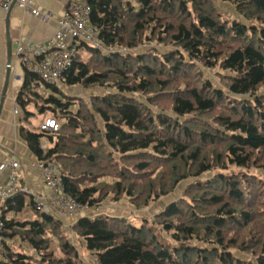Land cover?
Here are the masks:
<instances>
[{
  "label": "trees",
  "instance_id": "obj_1",
  "mask_svg": "<svg viewBox=\"0 0 264 264\" xmlns=\"http://www.w3.org/2000/svg\"><path fill=\"white\" fill-rule=\"evenodd\" d=\"M88 1L109 51L83 43L65 86L116 92L85 99L45 84L54 94L44 97L25 69L22 136L93 209L123 198L147 209L196 181L153 220L81 218L71 231L94 264H264V0H222L244 21L214 0ZM203 69L219 70L223 88ZM48 119L57 131L41 129ZM26 208L35 217L17 218ZM4 214L7 235L35 253L15 250L9 264H82L63 223L36 211L31 196L16 195ZM53 235L65 258L50 250Z\"/></svg>",
  "mask_w": 264,
  "mask_h": 264
},
{
  "label": "built area",
  "instance_id": "obj_2",
  "mask_svg": "<svg viewBox=\"0 0 264 264\" xmlns=\"http://www.w3.org/2000/svg\"><path fill=\"white\" fill-rule=\"evenodd\" d=\"M16 7L29 11L43 22L57 20L58 29L53 37L44 43L19 42L16 53L25 69L37 75L45 85L56 87L66 85V74L73 65L79 47L89 44L99 50L109 51L100 39L99 31L91 24L92 8L88 0H68L64 13L57 17L50 11H42L33 6V0H0V9L10 11ZM19 113L18 110L15 111ZM42 130L57 131L59 124L48 119ZM44 140V139H43ZM42 140V145L45 148ZM48 194H36L23 186L24 174L20 161L9 157L0 161V177L5 171L10 173L8 184L0 185V264H8L11 252L22 249L19 241L7 235L4 206L20 193L32 197L34 209L57 218H68L83 214L93 208L79 203L64 188L61 171L53 162H38Z\"/></svg>",
  "mask_w": 264,
  "mask_h": 264
},
{
  "label": "crops",
  "instance_id": "obj_3",
  "mask_svg": "<svg viewBox=\"0 0 264 264\" xmlns=\"http://www.w3.org/2000/svg\"><path fill=\"white\" fill-rule=\"evenodd\" d=\"M67 3L68 0H33V6L35 8L42 11H50L57 17V19L64 13ZM8 12L0 9V104L3 91L5 90L8 69L10 68L9 70L11 71V79L7 87V95L3 108L0 106V161L6 162L9 157H16L21 163L24 174L22 185L30 189L33 193L48 194L49 191L45 187L43 175L38 168L39 161L31 150L28 142L21 134V128L23 127V114L20 112V109L16 104V99L18 93L25 86L26 74L25 67L19 61L16 50L19 42L24 43L29 41L34 44L44 43L55 35L58 29V23L57 20L43 22L41 19L33 16L29 11L17 7H15L10 14ZM9 46H11L12 50L10 67L8 59ZM39 85L40 86L35 90L36 93H39L44 97L54 94L53 92H50V89L46 88L44 84L40 83ZM56 87L66 96L83 98L71 93L72 90L79 88L78 86L67 87L59 84ZM103 93L105 92L103 91ZM95 96H103V94L92 95L91 98ZM16 110L19 111L18 114L15 113ZM31 110L37 113L36 108L32 107ZM41 119L42 117L40 120L32 118L31 122L37 126L40 124ZM43 144L45 149L49 148L46 140H43ZM9 176L10 173L5 171L0 177V185H7ZM129 206L132 207L130 204L127 206L120 202L109 201L98 208L73 216L74 218L72 219L71 226L77 223L81 218H94L98 216L125 218L127 215V209H130ZM7 216L13 218L16 214L10 213ZM34 217L35 213L31 208H26L21 214H18L17 218L33 219ZM12 239L19 241L20 246H22L20 252L23 253L27 249H30L28 244L21 243L22 241L20 242L18 238Z\"/></svg>",
  "mask_w": 264,
  "mask_h": 264
},
{
  "label": "rangeland",
  "instance_id": "obj_4",
  "mask_svg": "<svg viewBox=\"0 0 264 264\" xmlns=\"http://www.w3.org/2000/svg\"><path fill=\"white\" fill-rule=\"evenodd\" d=\"M214 2L216 3L218 9L220 11H222L225 15H227L228 17L232 18V19H240L244 21V17H242L241 15H239L235 8L230 5V4H226L223 3L222 0H214ZM148 49V47H143L141 46L138 50H136V52L138 53H144L146 52ZM125 51V50H123ZM87 59V58H85ZM205 76L207 79L211 80L216 87L218 88H223V85L220 81V79L218 78V73L220 72L219 70H209V69H203ZM222 73V72H221ZM79 88H77L76 90H72L71 93L72 94H76L80 97H85L86 99L91 98L92 95H105L107 93H113L116 92V90H114L111 87H100V86H95V87H91V88H85L83 86H78ZM103 91L105 93H103ZM102 93V94H101ZM142 100L146 101V98H143L142 96L138 95ZM157 111V110H156ZM169 114H171V112H169ZM232 171H237V169H235L234 167H231L229 169V172ZM214 174V172L212 173H208L206 175H202L201 177H199L198 179H203L206 180L207 178H210L212 175ZM196 181L195 178H191L188 179L184 182H182L175 190L173 193H171L169 196L164 197L163 199H161L158 202H155L154 204H152L149 208L147 209H142V210H138L135 208L134 205H132L130 203V201L127 198H123L120 203L127 205L130 204L132 207H130V209H127V215H126V219H129L130 221L133 222V224L138 225L140 224L141 220L144 218H148L153 220L154 217L158 214H161L162 212H164L171 204L175 203V202H179L187 187L190 186L191 184H193ZM110 182H112V180H110ZM111 201V199L106 200L103 204L107 203ZM128 203V204H127ZM102 204V205H103ZM133 210V211H132ZM131 211V212H130ZM130 212V213H129ZM71 218V219H70ZM70 218H58L64 225V229L67 231V236H68V240H70V242L76 247V249L78 250L79 253V260L82 264H94L95 263V257L94 254L89 253L86 250V245L84 244L83 241L79 240L75 233L71 231V224H72V219L74 217H70ZM23 219V218H21ZM52 245H51V251H54V253H56L58 258H65L64 254L60 251V241L56 236H52ZM21 242V240H20ZM23 243V242H21ZM25 244V243H23ZM26 255H34L35 253L32 252L30 249L26 250L25 252Z\"/></svg>",
  "mask_w": 264,
  "mask_h": 264
},
{
  "label": "water",
  "instance_id": "obj_5",
  "mask_svg": "<svg viewBox=\"0 0 264 264\" xmlns=\"http://www.w3.org/2000/svg\"><path fill=\"white\" fill-rule=\"evenodd\" d=\"M16 7V3H14V5L12 6V8L10 9V11L8 12L9 14L11 13V11ZM9 48V56H8V59H9V67L11 65V61H12V50H11V46L8 47ZM10 69V68H9ZM8 69V72H7V77H6V82H5V90L3 91V94H2V100H1V108H3V104L5 102V98H6V95H7V87L10 83V79H11V71Z\"/></svg>",
  "mask_w": 264,
  "mask_h": 264
}]
</instances>
